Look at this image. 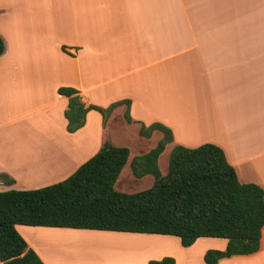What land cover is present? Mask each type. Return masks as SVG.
<instances>
[{
    "label": "crops",
    "instance_id": "0c3cea01",
    "mask_svg": "<svg viewBox=\"0 0 264 264\" xmlns=\"http://www.w3.org/2000/svg\"><path fill=\"white\" fill-rule=\"evenodd\" d=\"M0 35V191L61 181L106 139H118L125 104L105 124L90 109L84 125L68 132L62 86L76 89L85 106L128 99L131 123L172 131L163 153L175 144L213 143L241 182L264 189V0H0ZM23 227L19 233L44 264H76L62 250L48 251L59 237L91 243L94 234L120 232ZM125 233L151 243L146 264L164 256L202 264L207 249L227 242L206 236L184 247L174 235ZM218 264H264V226L257 251Z\"/></svg>",
    "mask_w": 264,
    "mask_h": 264
},
{
    "label": "trees",
    "instance_id": "16d2710c",
    "mask_svg": "<svg viewBox=\"0 0 264 264\" xmlns=\"http://www.w3.org/2000/svg\"><path fill=\"white\" fill-rule=\"evenodd\" d=\"M4 48L0 37V54ZM58 93L67 98L68 132L84 125L90 109L99 111L105 121L115 107L125 104L124 117L132 121L128 99L103 108L85 106L72 87H59ZM154 130L161 131L162 138L130 163L135 176H153L147 189L126 193L114 188L129 149L105 140L61 181L36 189L0 191V262L44 264L16 229L18 224L174 235L184 247L199 237L225 238V248L207 249L202 264H218L223 257L257 251L264 226V189L254 182H241L222 148L210 142L195 147L173 145L167 172L161 174L158 158L173 136L159 122L139 127L146 137ZM147 264L176 262L164 256Z\"/></svg>",
    "mask_w": 264,
    "mask_h": 264
},
{
    "label": "rangeland",
    "instance_id": "374dc122",
    "mask_svg": "<svg viewBox=\"0 0 264 264\" xmlns=\"http://www.w3.org/2000/svg\"><path fill=\"white\" fill-rule=\"evenodd\" d=\"M0 37L2 36L0 35ZM115 114H119V112H115ZM120 119L125 123H122L117 127L118 139H116L114 144L110 142L109 139H106L113 145L125 146L129 149L128 159L116 179L114 188L118 191L134 193L149 188L152 185L154 178L150 174L142 177L135 176L130 164L131 160L133 157L145 153L148 149L153 148L163 135L160 131L157 134L152 133L148 137L142 136L139 133V127L142 123L138 121L131 123V121L130 125H125L127 121L124 117V113L121 114ZM120 119L117 117L116 120L119 122ZM36 121L37 118H35L33 122L34 125L36 124ZM105 121L103 120L104 124ZM20 124H26L25 127L29 128L33 127V124L30 122H21ZM167 146L170 145L167 144ZM168 150L169 149L166 148V151L163 153V150L161 152V156H159L158 166L161 174H165L167 172L169 156L167 154ZM23 226L20 225L19 227L20 233H24V230L22 229L24 228ZM104 234L107 233L92 235L90 238L92 240L91 243L88 238L89 243H85L83 238H80L83 241L80 240L79 243L75 239L59 237L57 240L55 239L54 241H50L48 243V251L51 254H54V256L61 253L60 257L65 258L67 261H74L76 264H146L143 250L152 249V245H150L151 243L149 241L130 237V233L125 232H115L113 233L114 235ZM93 245L94 248H92ZM201 246V244H197L193 250H190L193 253L194 260L197 259V253L201 249ZM161 249H164L163 246H161ZM57 250L62 251H60V253H56ZM165 250L180 254L179 249H174L170 246H167ZM181 255L182 258L187 259L184 251ZM183 264H190V262H183Z\"/></svg>",
    "mask_w": 264,
    "mask_h": 264
}]
</instances>
